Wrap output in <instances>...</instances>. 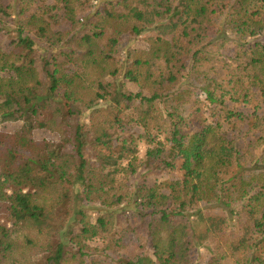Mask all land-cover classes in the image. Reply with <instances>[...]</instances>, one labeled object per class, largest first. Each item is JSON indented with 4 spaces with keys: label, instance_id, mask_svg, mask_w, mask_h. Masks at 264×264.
I'll use <instances>...</instances> for the list:
<instances>
[{
    "label": "trees",
    "instance_id": "obj_1",
    "mask_svg": "<svg viewBox=\"0 0 264 264\" xmlns=\"http://www.w3.org/2000/svg\"><path fill=\"white\" fill-rule=\"evenodd\" d=\"M19 133L0 264H264V0H0Z\"/></svg>",
    "mask_w": 264,
    "mask_h": 264
},
{
    "label": "rangeland",
    "instance_id": "obj_2",
    "mask_svg": "<svg viewBox=\"0 0 264 264\" xmlns=\"http://www.w3.org/2000/svg\"><path fill=\"white\" fill-rule=\"evenodd\" d=\"M141 17H143V15H140ZM25 136H24V133H19V134H16V135H8V134H2L0 135V141H2L3 143L7 144L10 146L11 148V154L14 155L18 152V149L20 148L21 144L25 141L24 140ZM27 147L30 149V151L32 152H35L36 151V147L32 144H27ZM142 148H141V153H142ZM227 221H224L222 220L218 227H217V231L218 232H221L223 230H225V228L227 227ZM1 233L3 235H7V233L5 232L6 228H1ZM248 236V233L245 232L242 237L243 239L238 243V246L240 245V243L245 240V238ZM235 247V249L238 248ZM194 259L196 261V263L198 264H203L206 262L207 260V257L204 253H199V252H196L195 255H194Z\"/></svg>",
    "mask_w": 264,
    "mask_h": 264
}]
</instances>
